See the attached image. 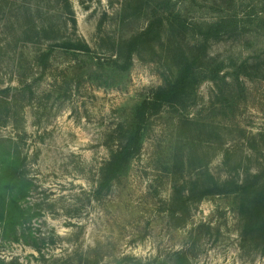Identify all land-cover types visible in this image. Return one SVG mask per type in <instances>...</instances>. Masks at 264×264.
I'll list each match as a JSON object with an SVG mask.
<instances>
[{"label": "rangeland", "instance_id": "obj_1", "mask_svg": "<svg viewBox=\"0 0 264 264\" xmlns=\"http://www.w3.org/2000/svg\"><path fill=\"white\" fill-rule=\"evenodd\" d=\"M156 1L0 0V91L10 89L0 138L10 139L21 156L22 173L33 183L25 206L39 214L27 225L35 243L3 239L0 227L1 260L154 264L185 249L191 264H264V243L243 242L230 196L205 198L182 217L170 210L174 181L188 189L200 167L225 181L242 180L264 165V57L240 78L244 91L234 115L218 110L217 85L202 83L186 111L150 119L129 171L97 192L109 147L116 149L112 132L137 104L175 80L171 42L180 38L169 31L141 47L127 70L113 71L120 37L145 28V8ZM173 1L187 7L191 19L212 17L208 5L214 2L232 7L229 0ZM255 13L257 26L240 39L214 43L210 54L226 63L256 55L264 47V0ZM77 39L90 54L54 46ZM187 120L207 127H189ZM196 152L200 160L193 163Z\"/></svg>", "mask_w": 264, "mask_h": 264}, {"label": "trees", "instance_id": "obj_2", "mask_svg": "<svg viewBox=\"0 0 264 264\" xmlns=\"http://www.w3.org/2000/svg\"><path fill=\"white\" fill-rule=\"evenodd\" d=\"M261 0H248L246 14H240L246 0H229L232 7L221 3L208 5L212 17L191 19L187 17L189 9L180 6L178 1L157 0L155 5L145 8L149 11L145 28L135 32L131 37H120L115 53L112 56L113 71L127 70L132 56L138 53L144 45L161 40L166 31L180 38V42L172 44V61L175 70L174 82L165 89H160L151 98L137 104L129 115L117 126L110 136L117 143L111 150L109 160L99 173L98 193L109 189L111 184L129 171L132 161L138 157L143 136L152 117L162 112L178 114L194 105L197 99L198 87L210 81L217 85L219 99L218 110L225 116L234 115L240 107V93L244 85L242 77H249L250 71L259 67L253 65L254 60L264 57V47L256 50V55L241 62L226 63V61L210 54L211 46L223 39H240L246 36L249 28L259 24V15L255 13ZM73 26L75 21L72 20ZM264 28V20L261 21ZM45 32V27L42 28ZM65 51L90 54V49L82 40H64L55 43ZM53 46V48H54ZM46 54L40 57L45 62ZM94 64H92L93 66ZM10 89L0 91V112L10 108L6 98ZM188 126L207 127L205 122L189 121ZM200 123V124H199ZM215 136L216 128L211 129ZM256 140V138H253ZM190 161L200 160L198 153ZM229 153H226L228 156ZM189 159V157H188ZM248 159V158H246ZM239 167L241 165H238ZM23 161L14 149L10 139L0 138V227L2 238L14 242L24 241L25 244L35 243V237L27 225L33 217L39 215L25 201L30 194L33 183L22 173ZM201 168V167H200ZM197 169L189 181L190 187L185 189L174 181L173 194L170 199L172 216L187 215L192 204H198L211 196H230L241 223L243 242L255 244L264 243V165L255 173H247L242 180L230 177L225 181L214 178L208 168ZM199 170H201L199 172ZM204 176V180H202ZM207 177V178H206ZM201 227V226H200ZM33 246V245H32ZM33 247L37 252V245ZM169 260H154V264H191L190 253L182 249L170 255ZM131 259L123 258L128 264ZM170 261V262H169ZM56 264H74L73 261L55 262ZM140 264V261H137ZM0 264H18L17 261L0 259ZM76 264V263H75ZM79 264H82L81 261ZM85 264H88L85 261ZM94 264H98L97 261ZM151 264V263H148Z\"/></svg>", "mask_w": 264, "mask_h": 264}]
</instances>
